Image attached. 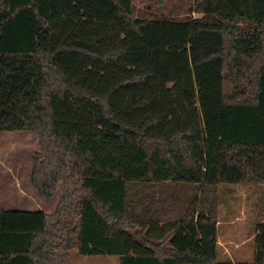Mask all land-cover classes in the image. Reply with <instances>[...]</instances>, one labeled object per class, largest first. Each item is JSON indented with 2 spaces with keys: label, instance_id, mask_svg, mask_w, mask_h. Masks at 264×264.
<instances>
[{
  "label": "trees",
  "instance_id": "16d2710c",
  "mask_svg": "<svg viewBox=\"0 0 264 264\" xmlns=\"http://www.w3.org/2000/svg\"><path fill=\"white\" fill-rule=\"evenodd\" d=\"M11 130L39 139L31 184L63 190L0 208V264H264V221L253 259L220 254L216 206L264 184V0H0Z\"/></svg>",
  "mask_w": 264,
  "mask_h": 264
},
{
  "label": "rangeland",
  "instance_id": "374dc122",
  "mask_svg": "<svg viewBox=\"0 0 264 264\" xmlns=\"http://www.w3.org/2000/svg\"><path fill=\"white\" fill-rule=\"evenodd\" d=\"M184 7L183 11L196 14ZM39 149L38 137L29 131H0V208L41 209L48 213L55 210L62 194V182L47 194L45 189L40 193L30 181L33 157ZM162 186L164 197H174L179 191H187L185 186L190 185L165 183ZM197 191L196 198L199 199L201 187ZM216 194L220 254H226L234 261L253 259L255 226L264 221V184H222L217 186ZM163 207L171 217L174 216L168 207ZM68 260L71 264H118L115 257L81 256L76 250L69 252Z\"/></svg>",
  "mask_w": 264,
  "mask_h": 264
},
{
  "label": "crops",
  "instance_id": "0c3cea01",
  "mask_svg": "<svg viewBox=\"0 0 264 264\" xmlns=\"http://www.w3.org/2000/svg\"><path fill=\"white\" fill-rule=\"evenodd\" d=\"M218 224H219V226H220V223H219V221H218ZM217 231H218V234H217V237H219V235H220V232H219V228L217 227ZM108 257H110L109 255H108ZM111 257H114V256H111ZM116 259H117V263H118V258L117 257H115ZM231 258V257H230ZM232 259V258H231ZM233 260V259H232ZM238 260V259H237ZM239 260H243V259H239ZM247 260V259H246Z\"/></svg>",
  "mask_w": 264,
  "mask_h": 264
}]
</instances>
